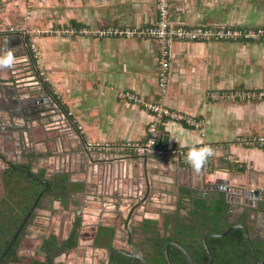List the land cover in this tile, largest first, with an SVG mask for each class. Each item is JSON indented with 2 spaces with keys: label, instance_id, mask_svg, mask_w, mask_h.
Instances as JSON below:
<instances>
[{
  "label": "crops",
  "instance_id": "1",
  "mask_svg": "<svg viewBox=\"0 0 264 264\" xmlns=\"http://www.w3.org/2000/svg\"><path fill=\"white\" fill-rule=\"evenodd\" d=\"M169 1L176 24L264 27V0ZM155 20L154 0H0V49H14L17 57L12 68L0 69V154L31 165L34 172L44 169L49 178L65 173L76 186L64 205L55 196L43 202L29 225V240L45 234L49 223L47 233L66 237L79 216L77 254L83 247L105 254L108 248L96 245L99 230L113 228L112 247L120 246L122 230L129 226L132 231L144 219L177 206L183 188L201 195L227 184L240 203L246 189H264V147L240 141L264 136V99L208 97L211 90L264 89V42L174 40L163 88L160 40L54 31L143 26ZM33 28L41 33L32 35ZM32 41L46 75L36 63ZM126 91L140 102L123 97ZM45 95L52 102L38 104L43 111L27 116L16 110L25 107V97ZM145 101H162L205 120L196 128L170 119L161 130L166 146L185 154L192 146H211L207 167L196 173L178 153L86 149L84 136L115 145L145 142L154 119ZM0 189L4 199L1 176Z\"/></svg>",
  "mask_w": 264,
  "mask_h": 264
},
{
  "label": "trees",
  "instance_id": "2",
  "mask_svg": "<svg viewBox=\"0 0 264 264\" xmlns=\"http://www.w3.org/2000/svg\"><path fill=\"white\" fill-rule=\"evenodd\" d=\"M31 175L27 168H15V166H11L4 175L7 192L10 194L0 202V254L4 253L19 222L46 186L43 181L46 177L44 169L33 175L36 179H31ZM74 188L76 186L69 181L65 173L56 175L48 185V190L54 192L55 197L62 201L63 205L67 203L69 192ZM231 198L230 194L220 191L214 194L212 199H208L192 189L183 188L174 210L164 211L156 219L146 218L135 227L141 235V253L149 264H169L166 246L171 243L169 254L172 263L191 264L183 250L172 243L177 242L190 253L195 264H209L210 256L204 244L205 235L223 232L229 225L236 223L247 225L250 233L254 227V219L251 218L248 223L240 214L230 213ZM47 199L48 195L43 193L39 206H43V202ZM79 225L80 219L69 238L61 242L62 250L75 248L78 245ZM114 234L113 228L105 227L99 230L96 245L111 251ZM29 242L32 241L27 240L24 245L30 244ZM59 243L58 237L52 234L42 243L41 248L48 253ZM207 243L213 253V264H255L243 228H235L222 237H208ZM252 243L257 258L263 260L264 240L259 242L252 237ZM20 246L21 243L15 242L9 249L5 257L7 264H43L38 256L21 255ZM114 261L115 264H144L141 259L122 253L115 254Z\"/></svg>",
  "mask_w": 264,
  "mask_h": 264
},
{
  "label": "built area",
  "instance_id": "3",
  "mask_svg": "<svg viewBox=\"0 0 264 264\" xmlns=\"http://www.w3.org/2000/svg\"><path fill=\"white\" fill-rule=\"evenodd\" d=\"M156 10V20L152 24L143 26H105L99 29H90L87 27L67 26L54 30L62 35H93L100 38L107 37H124V38H153L158 39L163 45L162 72L160 73V85L165 88L167 83L166 70L169 66L168 56L170 53V45L174 40L188 41H260L264 42V27H238V26H204V25H185L176 24L171 21L170 17V1L154 0ZM32 35L41 33L39 28H33L29 31ZM36 57V63L41 69V74L46 75L43 64L44 61L40 55L39 48L34 41L30 44ZM123 97L134 102H140L137 95L131 91H126ZM208 97L213 100L218 99H238L253 100L264 99V89H242L234 88L229 90H211ZM142 105L153 113L154 119L149 127V136L143 143H126L115 145L112 143H103L85 137L86 149L89 152L104 151L121 153L127 148H132L137 153H145L152 155H167L170 153L186 154L182 150L174 147H167L163 142L161 126L167 120H177L186 123L192 127H201L205 120L201 117L178 112L170 108L162 101L142 102ZM79 129L84 133L83 127ZM242 143L247 145H258L264 147V136L252 137L249 139H240ZM209 165V160L204 167Z\"/></svg>",
  "mask_w": 264,
  "mask_h": 264
},
{
  "label": "flooded vegetation",
  "instance_id": "4",
  "mask_svg": "<svg viewBox=\"0 0 264 264\" xmlns=\"http://www.w3.org/2000/svg\"><path fill=\"white\" fill-rule=\"evenodd\" d=\"M1 124H3L2 119H0V125ZM0 161H3L2 162L3 163L2 172L0 171V176L1 177L4 178L5 173L7 171H9L11 166H15V168H20V167L23 168V169L27 168L29 170V172L32 174L31 175V179H36V176H33L36 172H34V170L29 168L31 165H28V164H25V163H22V162L12 161V159H8V157L4 156L3 154H0ZM54 178L55 177H53V178H49L48 177V181H51ZM48 185H49V182H48ZM44 193H46L48 195V198L50 196H55L54 192H51V191L48 190V186H47V189H46V191ZM218 193H220V190H214V189L211 188V189L206 190V192L201 194V196L205 197V198H208V199H212L214 197V194H218ZM242 193L244 194V192H242ZM243 197H244V195H243ZM238 198L239 197H237L234 200H232V198H231V201H230V213L231 214H237V213L240 214L244 218V220L246 222H248V223H249L251 218L254 219L255 220L254 227H252V232H251L252 233V237H253V239H256L259 242L264 240V203H262V205H260V206H259V203H258V207L256 208V207H253L252 200L249 201V200L245 199L242 203H240V202H237ZM2 200L3 199H0V202ZM32 204L30 205V207L32 206ZM39 204H40V202L38 203L37 207L34 209V212L32 213V215L30 216V218L26 222L25 226L22 228V230L20 231V233L18 234L17 238L14 241V243L15 242L21 243L19 251L21 249H23V250L25 249L26 250V246L24 245V243H26V241L30 239V238H28V236L30 235V232L28 231V228H29L30 223L32 222V219H34V217H35V213L37 212V209L40 208ZM30 207H29V209H30ZM29 209L26 211V214L29 211ZM25 215H24V217H25ZM24 217L19 222V225L16 227V231L13 233L12 237L15 235V233L19 229ZM77 218H78V220L80 219L79 216ZM128 228H129V226H127L126 229L122 230L121 234H120L121 235L120 236L121 241L125 242L126 245L123 246V247L122 246H116V247L113 246L111 251H109V249H107V252L109 253L108 260L110 258V253L114 249H117V248L118 249H123V250H126V251H130L132 253L133 252L132 245H134L141 252V249H142L141 242H142V240L140 239V240L137 241L136 240V236H135V234L139 233V232L136 231L135 228H133L132 231L130 230L131 231V235H132V237H131V243L132 244H131L130 243V239H129L130 237H129V229ZM71 231H69L67 233L66 237L65 236H62V237L58 236L59 234L56 231H51L49 233H45V234L40 235V242H38L39 245H37L35 247V251H34L35 253H33L32 256H38L41 259V261L43 262V264H59V263H63L62 260H61L63 255H69L68 253L73 251L80 244V235H79V243H78V245L75 248H71V249H68V250H62L61 242L65 241V240H67L69 238ZM251 233H250V235H251ZM52 234L58 237L60 243L58 244L57 247L52 248L48 253L44 252L42 250V248H41L42 247V243L46 239L50 238ZM79 234H81V233L79 232ZM125 235H127V236H125ZM12 237H11V239H12ZM11 239H10V241H11ZM0 255H2V254H0ZM5 257H4V263L7 264L5 262ZM103 264H104V261H103Z\"/></svg>",
  "mask_w": 264,
  "mask_h": 264
},
{
  "label": "water",
  "instance_id": "5",
  "mask_svg": "<svg viewBox=\"0 0 264 264\" xmlns=\"http://www.w3.org/2000/svg\"><path fill=\"white\" fill-rule=\"evenodd\" d=\"M26 101L24 102V105L25 107H17L16 110H19V112H23L24 114H27V116H32L35 112L36 113H39L40 111H43V108L42 107H39L38 104H41L43 102H49L51 103L52 100H51V97L49 95H45L43 97H39L38 99H31V98H27L25 97ZM24 108V109H23ZM13 110V109H11ZM148 156V154H145ZM45 183H46V187L43 188V190L40 192V194L37 196L35 202L32 204V206L30 207L29 211L27 212V214L25 215L19 229L17 230V232L15 233V235L12 237L9 245L7 246L6 250L4 251V253L2 255H0V264H5L4 263V257L6 256L9 248L13 245L15 239L17 238L18 234L20 233V231L22 230V228L25 226L26 222L28 221V219L30 218V216L32 215V213L34 212V209L37 207L38 203L40 202V199L43 195V193L46 191L47 189V186H48V177L46 176L45 179L43 180ZM216 190H220V191H223L227 194H230L232 196V200L236 199L237 198V195L234 191L231 190V187L230 185H227V184H216L215 187ZM247 199L249 201L252 200L253 202V207H258V203H259V206L262 205V203H264V189L263 190H260V189H246L244 191V200ZM127 222V220H126ZM235 228H243L244 231H245V235H246V239H247V243H248V246L251 250V253H252V257H253V261L255 264H264V259L263 260H259L257 258V255H256V252H255V248L253 246V243H252V237L250 235V231L248 229V227L244 224V223H236V224H233V225H229L223 232H220V233H208L207 235H205L204 237V244L207 248V251L209 253V256H210V261H209V264H213V261H214V257H213V253L207 243V238L208 237H222V236H225L227 235L228 233H230L233 229ZM129 229V239H130V243H131V231H130V228ZM173 244L177 245L180 249L183 250V252L186 254V256L188 257L189 261L191 264H195L193 258L191 257L190 253L179 243L177 242H172ZM132 244V243H131ZM170 244L171 243H168L167 246H166V254H167V258H168V262L169 264H173L172 263V260H171V257H170V254H169V247H170ZM132 248H133V252L131 253L130 251H126V250H123V249H114L111 253H110V258H109V263L110 264H115V261H114V255L116 253H123V254H127V255H131L133 257H136V258H139L143 261L144 264H149V262L147 261V259L145 258V256L134 246L132 245Z\"/></svg>",
  "mask_w": 264,
  "mask_h": 264
},
{
  "label": "rangeland",
  "instance_id": "6",
  "mask_svg": "<svg viewBox=\"0 0 264 264\" xmlns=\"http://www.w3.org/2000/svg\"><path fill=\"white\" fill-rule=\"evenodd\" d=\"M1 193H2V191L0 189V194ZM9 194L10 193L7 192V196H9ZM170 205H173V204L170 203ZM175 208H176V206H173L172 208H166V210L168 209V211H172ZM38 210H40V208L37 209V211ZM48 225H47V229L45 230V233L48 232V228L50 226V225L49 226ZM133 225L135 226L136 224H133ZM68 229H69V226H67L63 232H67ZM43 231H44V229H43ZM65 234L66 233H62L60 237L65 236ZM135 236H136V240L137 241L141 239V235L139 233H136ZM39 240H40L39 237H36V239H32V242H29L30 244H27L28 246L26 245V250L25 249L24 250L21 249L19 251L20 254L21 255H29V254L32 255L31 253H33L34 246L37 245ZM118 243H119L118 245H120L122 247L126 245L125 242H118ZM71 253H72V255H70ZM68 254H69L68 257H66L65 255H63V257H62V258H64V260H62V262L64 264H103V261H104V264H109V260H108L109 253L103 254L102 252L100 253V250L99 251L98 250H94V249H91L89 247L80 248L79 249V254H77V251H75V249H74L73 252H69Z\"/></svg>",
  "mask_w": 264,
  "mask_h": 264
},
{
  "label": "clouds",
  "instance_id": "7",
  "mask_svg": "<svg viewBox=\"0 0 264 264\" xmlns=\"http://www.w3.org/2000/svg\"><path fill=\"white\" fill-rule=\"evenodd\" d=\"M16 60L17 57L14 54V49H0V69L12 68ZM213 155L214 150L209 145L192 146L186 154V161L193 171L199 173L207 164L209 157Z\"/></svg>",
  "mask_w": 264,
  "mask_h": 264
}]
</instances>
